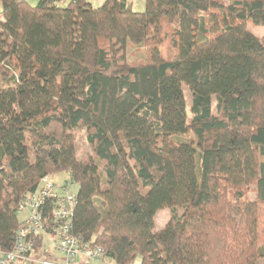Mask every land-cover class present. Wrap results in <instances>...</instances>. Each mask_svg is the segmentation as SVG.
I'll return each instance as SVG.
<instances>
[{"label": "trees", "instance_id": "1", "mask_svg": "<svg viewBox=\"0 0 264 264\" xmlns=\"http://www.w3.org/2000/svg\"><path fill=\"white\" fill-rule=\"evenodd\" d=\"M248 23L264 0H0V251L19 202L68 171L73 234L115 264H264V36Z\"/></svg>", "mask_w": 264, "mask_h": 264}, {"label": "built area", "instance_id": "2", "mask_svg": "<svg viewBox=\"0 0 264 264\" xmlns=\"http://www.w3.org/2000/svg\"><path fill=\"white\" fill-rule=\"evenodd\" d=\"M70 186V182L56 185L47 175L26 194L17 205V212L25 216L12 248L0 251V264H79L81 255L83 264H92L103 258L100 246L83 242L72 232L77 192Z\"/></svg>", "mask_w": 264, "mask_h": 264}, {"label": "rangeland", "instance_id": "3", "mask_svg": "<svg viewBox=\"0 0 264 264\" xmlns=\"http://www.w3.org/2000/svg\"><path fill=\"white\" fill-rule=\"evenodd\" d=\"M128 3H130L132 10L134 11H143L144 10V0H127ZM227 1V0H225ZM247 28L249 31H251L255 35L264 36V26L263 25H252L251 23L247 24ZM142 50L130 48L128 52V60H138L142 58ZM184 89V96L186 100V108H187V114L188 118H190V103H191V94L190 91L185 87ZM75 154L76 157L79 159H87L88 156L91 154V148L88 144V141L86 139V129H81L75 134ZM100 169V167H99ZM101 173V178L104 179L103 173ZM50 180L54 182L56 185H62L65 182H70V174L68 171H63L57 174H51ZM104 182V181H103ZM73 192H77L78 186L76 184H72L69 188ZM145 190L142 189V192ZM18 218L23 219L25 216L24 212H17ZM170 219V211L168 208L160 209L155 213L154 222H155V230L161 229L166 222ZM85 260V256H80L79 264H83ZM99 262V261H97ZM97 262H92V264H96ZM133 264H137L136 262Z\"/></svg>", "mask_w": 264, "mask_h": 264}, {"label": "crops", "instance_id": "4", "mask_svg": "<svg viewBox=\"0 0 264 264\" xmlns=\"http://www.w3.org/2000/svg\"><path fill=\"white\" fill-rule=\"evenodd\" d=\"M38 0H29V2L34 3ZM93 6H98L102 3L103 0H88ZM138 263V262H137ZM96 264H115L112 260L103 257L99 262Z\"/></svg>", "mask_w": 264, "mask_h": 264}]
</instances>
